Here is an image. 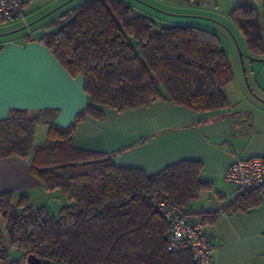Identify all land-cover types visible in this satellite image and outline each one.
Here are the masks:
<instances>
[{
    "label": "trees",
    "instance_id": "obj_1",
    "mask_svg": "<svg viewBox=\"0 0 264 264\" xmlns=\"http://www.w3.org/2000/svg\"><path fill=\"white\" fill-rule=\"evenodd\" d=\"M262 12L264 18V4ZM229 15L250 53L264 56L258 8L242 0ZM50 26L38 39L72 76H81L88 102L65 127L51 109L13 108L0 120V158L28 160L48 192L66 197L55 215L24 194H0V260L10 255L8 264H27L32 254L40 264H194L188 249L169 248L159 204L198 217L188 210L211 186L201 178L203 164L186 159L149 174L116 164L112 154L77 148L72 136L86 116L104 117L99 106L122 112L165 100L197 112L227 107L224 87L234 73L218 36L197 25L160 24L123 0H85ZM40 122L48 128L36 144ZM263 192L264 183L198 221L206 226L231 209L256 208Z\"/></svg>",
    "mask_w": 264,
    "mask_h": 264
},
{
    "label": "crops",
    "instance_id": "obj_2",
    "mask_svg": "<svg viewBox=\"0 0 264 264\" xmlns=\"http://www.w3.org/2000/svg\"><path fill=\"white\" fill-rule=\"evenodd\" d=\"M123 1L160 24L197 25L215 32L234 73L224 87L229 105L206 112L165 100L122 112L99 106L104 117L86 116L78 122L73 144L80 149L112 154L116 164L138 167L149 174L181 160L200 161L201 178L210 181L211 186L200 192L188 210L198 215L191 220H199L201 215L218 212L235 199L233 186L223 176L229 164L237 159L264 157V56L250 53L242 32L229 15L242 0H215L210 8L192 5L187 0ZM251 2L258 8L263 25L264 0ZM37 10L40 9L34 11ZM28 14L27 10L26 23L20 20L25 32L0 42V120L7 118L13 108L34 114L51 109L58 112L55 122L68 126L88 102L82 78L72 76L38 39L51 26L31 28L41 18L31 22ZM241 64L248 82L250 79L257 90L250 83L249 90L243 75H237ZM46 132L47 129L39 140L34 137L36 144L45 140ZM3 193H12L14 197L24 194L34 207L50 205L49 197H53L31 173L29 161L18 156L0 158V194ZM206 229L216 245L213 264H264V192L258 207L248 211L231 209L207 223ZM10 261L9 255L0 264Z\"/></svg>",
    "mask_w": 264,
    "mask_h": 264
},
{
    "label": "built area",
    "instance_id": "obj_3",
    "mask_svg": "<svg viewBox=\"0 0 264 264\" xmlns=\"http://www.w3.org/2000/svg\"><path fill=\"white\" fill-rule=\"evenodd\" d=\"M36 0H0V22L22 20L26 23L28 6ZM192 5L210 8L215 0H187ZM224 179L233 186L235 196L264 183V161L261 157L237 159L224 171ZM159 210L170 228L169 248L188 249L194 264H213L216 245L206 226L198 220H191L180 211L159 204Z\"/></svg>",
    "mask_w": 264,
    "mask_h": 264
},
{
    "label": "rangeland",
    "instance_id": "obj_4",
    "mask_svg": "<svg viewBox=\"0 0 264 264\" xmlns=\"http://www.w3.org/2000/svg\"><path fill=\"white\" fill-rule=\"evenodd\" d=\"M83 0H36L30 3L28 7V19L32 22L35 21L36 19L41 18L38 22L30 25L31 28H36L39 25H46V24H51L53 21L58 19V17L69 10L71 7L75 6L77 3L81 2ZM76 3V4H75ZM37 7V8H36ZM31 9L32 10V15H31ZM35 9H40L39 11H34ZM35 12V14L33 13ZM34 14V15H33ZM30 15V16H29ZM18 21V22H17ZM26 27H24V24L20 20H8L7 22H1L0 23V42L4 41L8 37H12L16 35L17 33L25 32ZM244 66L241 64V69L240 72L238 69L237 70V75L240 73L243 75L244 82L249 90V83L251 86L257 90L258 88L254 83H252L249 79V82L247 80V76L244 75ZM238 76H237V81H238ZM255 95V94H254ZM256 96V95H255ZM55 117L57 116V110H54ZM47 125L44 123H38L36 127V140H39L42 137V134H45V130L47 129ZM66 197L62 196L58 190H55L53 192V197H49V202L50 205H48V208L51 213L57 214L59 211V208L62 204L66 202ZM38 200V199H37ZM12 256L18 258L17 251H12ZM23 264V263H22Z\"/></svg>",
    "mask_w": 264,
    "mask_h": 264
},
{
    "label": "water",
    "instance_id": "obj_5",
    "mask_svg": "<svg viewBox=\"0 0 264 264\" xmlns=\"http://www.w3.org/2000/svg\"><path fill=\"white\" fill-rule=\"evenodd\" d=\"M27 264H40V260L35 255L27 256Z\"/></svg>",
    "mask_w": 264,
    "mask_h": 264
},
{
    "label": "snow or ice",
    "instance_id": "obj_6",
    "mask_svg": "<svg viewBox=\"0 0 264 264\" xmlns=\"http://www.w3.org/2000/svg\"><path fill=\"white\" fill-rule=\"evenodd\" d=\"M3 91L2 59H0V92Z\"/></svg>",
    "mask_w": 264,
    "mask_h": 264
}]
</instances>
